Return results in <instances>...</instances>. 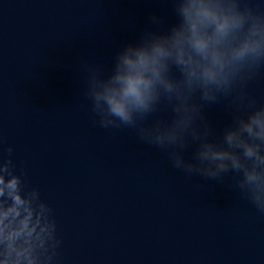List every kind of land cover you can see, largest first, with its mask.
Masks as SVG:
<instances>
[{
    "label": "water",
    "instance_id": "obj_1",
    "mask_svg": "<svg viewBox=\"0 0 264 264\" xmlns=\"http://www.w3.org/2000/svg\"><path fill=\"white\" fill-rule=\"evenodd\" d=\"M176 19L171 0H0V150L13 146L16 170L53 205L56 264H264V212L231 172L189 176L91 109L84 63L108 70L124 43ZM246 92L264 102V67ZM204 113L219 138L229 98Z\"/></svg>",
    "mask_w": 264,
    "mask_h": 264
},
{
    "label": "clouds",
    "instance_id": "obj_2",
    "mask_svg": "<svg viewBox=\"0 0 264 264\" xmlns=\"http://www.w3.org/2000/svg\"><path fill=\"white\" fill-rule=\"evenodd\" d=\"M171 4L176 21L124 43L110 69L84 63L91 109L101 127L134 129L189 176L219 180L231 172L240 192L264 212V102L246 92L264 67V0ZM151 22L160 25L161 18L154 13ZM222 98H229L232 119L217 138L204 108ZM162 104L166 117L158 115ZM3 152L0 264H56L61 237L53 205L16 170L13 146Z\"/></svg>",
    "mask_w": 264,
    "mask_h": 264
}]
</instances>
